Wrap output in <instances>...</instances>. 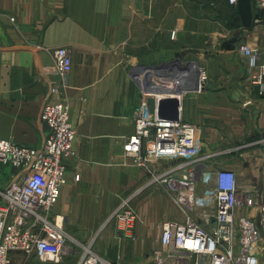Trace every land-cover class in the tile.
Instances as JSON below:
<instances>
[{
    "label": "crops",
    "instance_id": "crops-1",
    "mask_svg": "<svg viewBox=\"0 0 264 264\" xmlns=\"http://www.w3.org/2000/svg\"><path fill=\"white\" fill-rule=\"evenodd\" d=\"M211 2L229 10L231 19L198 0H0V139L43 144L47 127L40 114L54 99L49 87L57 80L52 51L70 52L64 96L76 136L54 213L67 230L86 237L109 216L111 202L142 192L134 203L136 240L113 232L98 246L110 262L149 253L147 235L153 228L159 245V224L175 220L169 217L178 210L147 170L122 157L140 103V77L154 74L161 89L180 93L179 119L195 128L207 166L233 170L237 184L245 176L244 191L264 185L255 172L263 166L264 147L257 142L264 137V92L249 85L238 52L243 44L264 47V12L250 0L252 20L245 26L238 5ZM163 65L169 68L155 70ZM200 68L206 80L199 88ZM240 148L246 149L231 152ZM230 156L244 160V168L214 162ZM6 168L0 166V187L14 172Z\"/></svg>",
    "mask_w": 264,
    "mask_h": 264
},
{
    "label": "built area",
    "instance_id": "built-area-1",
    "mask_svg": "<svg viewBox=\"0 0 264 264\" xmlns=\"http://www.w3.org/2000/svg\"><path fill=\"white\" fill-rule=\"evenodd\" d=\"M228 1L237 5L238 0ZM254 6L264 12V0H254ZM238 52L245 61L249 85L263 94L264 47L255 49L243 44ZM52 56L57 80L49 87V96L54 99L43 105L40 114L47 127L43 144L30 147L0 139V166L14 170L9 181L0 187V264H9L12 253L58 264L72 251L67 245L70 237L64 230V219L54 213L66 183L65 160L74 156L76 133L64 96L72 62L64 47L54 49ZM198 74L200 88L206 80L205 69L200 68ZM157 82L153 86L158 90L151 92L149 82L148 86L140 83L133 133L122 146V157L131 158L137 167L147 170L151 183L161 184L176 208L185 213L182 221L165 220L159 224L160 247L153 253L154 263L260 264L250 249L264 241V189L259 202L255 192L239 191L233 170L207 166L209 155L200 152L193 126L180 119H159L157 101L163 97L179 98L180 93L161 89ZM149 96L154 101L152 112L146 102ZM257 143L264 147V137ZM78 178L76 175L74 179ZM131 198H121L110 219L121 239L134 242L139 214L131 206ZM242 208H255L262 237L258 236L254 216L238 212ZM77 264L111 263L86 249Z\"/></svg>",
    "mask_w": 264,
    "mask_h": 264
},
{
    "label": "rangeland",
    "instance_id": "rangeland-1",
    "mask_svg": "<svg viewBox=\"0 0 264 264\" xmlns=\"http://www.w3.org/2000/svg\"><path fill=\"white\" fill-rule=\"evenodd\" d=\"M200 3H202L203 5H206V4H215V8H214V12L216 14H224L226 16H229L230 19L232 17L231 15V12L229 10H225L223 8H220L218 5H216L215 2H211V0H198ZM229 2V1H228ZM227 18V17H225ZM169 67H161V68H157L155 70H159L161 72V70H167ZM136 68H134L133 70H135ZM136 70H139L138 74L140 76L141 74V71L140 69H136ZM154 71V70H152ZM147 77V76H146ZM143 78V77H140L138 80L139 82L143 85V86H146L147 85V82H149V91H153V90H156V86H153V84L156 85V83H153L157 80H159L160 82V87H161V79H158L157 77L158 76H155L154 74H151V76H148V78ZM165 77H169V76H165ZM157 79V80H156ZM172 79V78H171ZM171 79H168V78H164V81H167V82H171ZM173 80V79H172ZM157 82V83H159ZM148 86V85H147ZM143 89L147 90L145 87H142ZM257 138H255L253 141H256ZM246 148H240L238 150H234L232 149L231 152H234V151H241L243 152ZM224 157H226L227 155H223ZM229 160H225V161H222V160H219V161H214L215 163H217L218 165L219 164H222V165H227L228 163H232L234 164L236 167H238L239 169H243L244 168V163L245 161L244 160H232L231 156L228 157ZM263 164V162H262ZM221 166V165H219ZM3 167H7L6 169L10 168L8 166H3ZM218 167V166H217ZM259 168V167H257ZM262 170V169H261ZM260 170V168L255 171L257 175V178L256 179L257 181H259L260 178H263V179H260L262 182H264V177L259 173H262V171ZM260 176V177H258ZM244 177H241V179L238 181V190L239 191H244V187H245V180H244ZM8 182V181H7ZM6 184V183H5ZM4 186V185H3ZM150 188V187H148ZM146 188V189H148ZM263 188V187H262ZM145 189V190H146ZM264 189V188H263ZM263 189L261 190H255L257 191V193L255 194V197H256V201L259 202L260 200V194L261 192L263 191ZM161 191L163 192V190L161 189ZM146 192V191H145ZM142 192L141 193H137V195L134 197L131 198V206L136 209L137 213H138V208L134 207V203H136V199H140L139 197L141 196ZM136 200V201H135ZM120 201L119 198L116 199V202L113 203L111 202V211H113V209L116 207V205L118 204V202ZM238 212L239 213H247L248 215H253L255 216L256 215V210L255 208H251L249 210H246L244 208L242 209H238ZM110 214L109 213V216H107L106 218L103 219V222L102 224L92 233V234H88L86 237L85 235L83 236H77L76 234H74L73 232H70L69 230H67L66 226L64 225L63 223V227H64V230L66 232H68V236L70 238L67 239V245L69 247H71L72 251L69 252L68 254L64 255L62 260L60 261V263L58 264H77L78 260H79V257H80V254L85 251L86 249H89L91 251H93L94 253H96L97 255H99L101 258H103L105 261L111 263V264H155L154 263V256H153V253L157 250H159V245L156 244L155 240H154V229L152 228V231L151 233H149L147 236L149 237L150 236V239L148 240L147 244L151 247H150V250H149V253H147L146 255L144 254L143 256H140L139 258L135 259L133 262H131L132 260L129 259V258H122L123 261H119L117 263V259L113 262H110V259H108V257H106V255L103 253V251H101L99 249V244L102 242L103 246L105 247L108 243L106 242V236H108L109 234L116 232L115 228H114V225H113V222L112 220L110 219ZM139 214V213H138ZM164 214V212H163ZM175 214L176 216H171L169 218L171 219H175L176 221H182L185 217V213L184 212H181L179 210L175 211ZM166 214L163 215V218H168V216H165ZM168 218V219H169ZM251 253L254 254L258 261L260 262V264H264V241H259L258 243H255L252 248L250 249ZM129 260V261H127ZM9 264H48V263H43V262H39L37 261L35 258L33 257H25L24 255L20 254V253H13L10 257V263Z\"/></svg>",
    "mask_w": 264,
    "mask_h": 264
},
{
    "label": "water",
    "instance_id": "water-1",
    "mask_svg": "<svg viewBox=\"0 0 264 264\" xmlns=\"http://www.w3.org/2000/svg\"><path fill=\"white\" fill-rule=\"evenodd\" d=\"M237 5H238L239 15L242 20V24L245 26H248L252 20L250 0H238ZM158 67L165 68L167 66L163 65V66H158ZM146 102L148 105V110L152 112L154 108L153 98L149 96ZM179 106H180V101L178 97L160 98L157 101L158 118L163 119V120H179ZM263 188H264V185H263ZM256 193L257 192H255V194ZM254 219H255V227L258 231V236L262 237V231H261L260 224H259V214L258 213H256V215L254 216Z\"/></svg>",
    "mask_w": 264,
    "mask_h": 264
},
{
    "label": "bare ground",
    "instance_id": "bare-ground-1",
    "mask_svg": "<svg viewBox=\"0 0 264 264\" xmlns=\"http://www.w3.org/2000/svg\"><path fill=\"white\" fill-rule=\"evenodd\" d=\"M161 91V90H160Z\"/></svg>",
    "mask_w": 264,
    "mask_h": 264
}]
</instances>
